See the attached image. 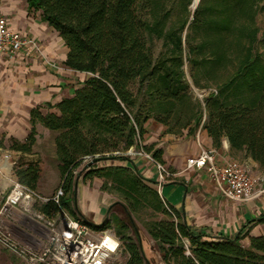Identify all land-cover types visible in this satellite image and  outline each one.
Returning <instances> with one entry per match:
<instances>
[{
    "label": "trees",
    "instance_id": "1",
    "mask_svg": "<svg viewBox=\"0 0 264 264\" xmlns=\"http://www.w3.org/2000/svg\"><path fill=\"white\" fill-rule=\"evenodd\" d=\"M194 1L27 0L29 11L41 10L65 41V65L87 77L56 104L58 112L33 108L27 139H13L10 148L32 153L37 123L56 132L61 203L77 217V169L96 160L84 179H102L101 189L118 198L109 213L119 205L126 218L90 224L115 229L129 255L125 264L151 263L138 240V223L156 242L162 264H264V234L244 244L248 233L212 236L194 229L128 154L142 150L166 164L163 149L142 143L146 124L154 120L176 136L202 128L215 148L227 138L233 153L264 167V30L257 23L264 0H200L192 10ZM187 63L193 84L209 88L203 101L191 93ZM40 171L34 161L14 168L18 181L33 190ZM39 209L51 215L59 206L49 202ZM252 222L263 223L264 215Z\"/></svg>",
    "mask_w": 264,
    "mask_h": 264
},
{
    "label": "crops",
    "instance_id": "2",
    "mask_svg": "<svg viewBox=\"0 0 264 264\" xmlns=\"http://www.w3.org/2000/svg\"><path fill=\"white\" fill-rule=\"evenodd\" d=\"M0 13L7 18L12 30L23 33L37 43L14 56L0 54V166L4 164V152L13 158L23 157L25 163L38 162L41 171L37 191L43 196H50L49 187L56 186L61 180L55 146L56 132L37 123V140L32 153L12 150L10 144L13 139L20 142L27 139L32 126L33 108L39 107L42 113L58 112L56 104L63 98L73 96L82 86L87 73L65 65L68 55L65 41L56 29L42 19L41 10L29 11L27 0H0ZM146 129L142 143L155 144V147L163 149V158L172 169L174 178L159 186L157 168L144 154L136 153L137 161L132 158L135 166L145 178L156 182L150 184L168 204L182 212L194 229L212 236L234 237L240 232L248 233L243 239L247 244L250 236L264 234V222L251 223L264 215L262 184L258 186L259 195L256 198L235 202L218 191L205 169L187 167L188 158L198 156L205 149L215 151L219 165L234 159L227 138L220 148H215L212 138L202 128L185 139H176L165 133L164 126L154 120L146 124ZM132 151L134 153V149ZM128 154L131 156V153ZM247 158L252 166H258V162ZM47 168L52 170L48 180L44 176ZM2 169L7 168L0 167V196L18 182L13 168L5 174ZM76 188L73 204L81 216L90 223L102 224L110 216L109 209L116 197L103 191L100 186L82 181L78 182ZM14 216V221L9 222L13 235L27 245H39L41 238L38 232L40 234L41 231L33 230L34 224H29L21 213L15 212Z\"/></svg>",
    "mask_w": 264,
    "mask_h": 264
},
{
    "label": "built area",
    "instance_id": "3",
    "mask_svg": "<svg viewBox=\"0 0 264 264\" xmlns=\"http://www.w3.org/2000/svg\"><path fill=\"white\" fill-rule=\"evenodd\" d=\"M32 44L37 45L32 38L12 30L7 18L0 13V54L14 56ZM128 153H133L132 149ZM134 153L146 155L155 164L157 184L162 186L166 176L170 175L165 164L142 150ZM3 157L10 161L11 169L17 164V159L10 154ZM187 167L205 169L218 191L230 200L245 202L259 195L258 178L246 165L235 159L219 165L212 149L188 158ZM63 195L61 187L53 195L43 196L37 190L15 182L0 199V245L24 259L26 264H109L123 251L115 229L96 228L82 216H74L62 206ZM49 202L59 206V210L51 215L39 209L40 205ZM15 212L28 217L47 234L46 243L40 249L21 243L10 226L5 225L7 219L14 221Z\"/></svg>",
    "mask_w": 264,
    "mask_h": 264
},
{
    "label": "rangeland",
    "instance_id": "4",
    "mask_svg": "<svg viewBox=\"0 0 264 264\" xmlns=\"http://www.w3.org/2000/svg\"><path fill=\"white\" fill-rule=\"evenodd\" d=\"M199 1L200 0H198V3H199ZM190 8L192 10H194L195 9V5L192 4L190 6ZM257 23H258L259 27L261 28V30L263 31L264 30V9H262V11L258 14V16H257ZM160 49H161V42L160 41H156L155 42V46H154V52L155 53H158ZM185 69H186L187 78H188V80L190 81V84H191V93L193 94L194 98H196V99H198L200 101H203L204 98H205V96L208 94V89L209 88L206 89V88H198V87H196L193 84V82H192V79H191V76H190V68H189L188 63L186 64ZM205 119H206V116L204 115V120ZM198 131H197V133H198ZM171 135L174 138H176V139H178V138L185 139L186 137H189L187 135H183V136H176L174 134H171ZM134 152H136L135 149H134ZM5 154H9V153H5L4 152L3 153V156ZM131 158H133L135 161H137L138 160L137 159L138 158V154L131 153ZM233 158L235 160L240 161L244 165H246L248 167L249 171L254 176H256L258 178V182H259L258 186L261 185V184L264 186V167L260 166L259 164H258V166H252L251 163L248 161V158L245 157V155H244L243 152H236V153H234V157ZM16 159H17V164H15V166L13 167V169H12L13 171H14V168L16 166H18L19 163H24L23 157H18ZM87 162H89V160H86L77 169V172H78L77 178L79 177V181H82L83 183H89L92 186H100V188H101L102 181H103L102 179H100V178H94L93 180H85L84 179V173L83 172H85V170H86V167L85 166H86ZM50 166H52V164ZM165 166L167 167L168 171L170 172V175L166 176L165 181H167L169 179L174 178V176H173V174H171L172 173L171 172L172 169H170V167L167 164H165ZM7 170H9V166H8ZM7 170H3L2 169L3 174H5V172H9ZM49 175H52V170L47 168V169H45V172H44V176H45V179L46 180H48V176ZM60 184H61V180H60V182L56 186L49 187V189H50L49 190L50 196L53 195L58 190ZM5 194H2L0 196V199ZM117 201H118V198L116 197V201L115 202H117ZM235 202H238V201H235ZM116 215H118L122 219H125L126 218L124 211L122 210L121 206H119V205H115L114 207H112V210H111V213H110V216L109 217L112 218V217H114ZM24 218H26V220H27V222L29 224H31V225L34 224L33 225V230H35L34 228H36V230H40L41 231L40 234L38 232V235L41 238V243L39 245H37V246H34V248L40 249L46 243L47 234L45 232H43L42 228H40L36 223H34L28 217L25 216ZM9 222L10 221L7 219L5 225H8L9 226L10 225ZM138 228H139L138 240H139V238L141 239L142 244H143V248H144V251H145V255H146L147 259L151 262L150 264H162V262H161V255H160V253L158 251L156 242L148 235V233L146 232L145 228L143 227V225L141 223H138ZM129 233L131 234V236L134 239L136 238L135 237V234H134V232H133L132 229H130V232ZM242 242L244 244H247L245 240H242ZM21 243H23V242H21ZM23 244H25V243H23ZM128 257H129V255L125 251V249L123 247V251L117 257H115L113 260H111V262L109 264H125L126 261H127V259H128ZM0 258H1V260H0L1 264H26V262H25L24 259H22L21 257L13 254L12 252H10L8 249L4 248L3 246H0Z\"/></svg>",
    "mask_w": 264,
    "mask_h": 264
},
{
    "label": "water",
    "instance_id": "5",
    "mask_svg": "<svg viewBox=\"0 0 264 264\" xmlns=\"http://www.w3.org/2000/svg\"><path fill=\"white\" fill-rule=\"evenodd\" d=\"M197 4H198V0H195L194 1V5H195V7L197 6ZM96 162V160L95 159H93V160H90L89 162H87V164H86V168H90L94 163ZM78 182H79V177L77 178V180H76V187H77V185H78ZM139 236V235H138ZM139 243H140V246H141V248H142V250H143V244H142V241H141V239L139 238Z\"/></svg>",
    "mask_w": 264,
    "mask_h": 264
},
{
    "label": "bare ground",
    "instance_id": "6",
    "mask_svg": "<svg viewBox=\"0 0 264 264\" xmlns=\"http://www.w3.org/2000/svg\"><path fill=\"white\" fill-rule=\"evenodd\" d=\"M2 167H7L8 168V166H9V169H10V167H11V163H10V161L7 159V158H4V164L3 165H1Z\"/></svg>",
    "mask_w": 264,
    "mask_h": 264
}]
</instances>
